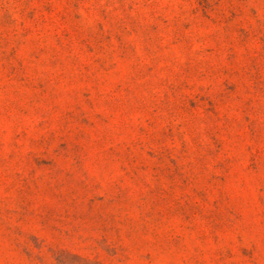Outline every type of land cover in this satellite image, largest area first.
<instances>
[{
	"label": "rangeland",
	"instance_id": "1",
	"mask_svg": "<svg viewBox=\"0 0 264 264\" xmlns=\"http://www.w3.org/2000/svg\"><path fill=\"white\" fill-rule=\"evenodd\" d=\"M0 264H264V0H0Z\"/></svg>",
	"mask_w": 264,
	"mask_h": 264
}]
</instances>
